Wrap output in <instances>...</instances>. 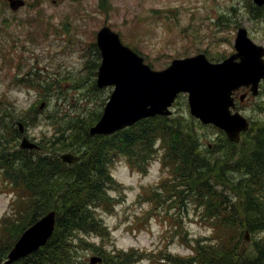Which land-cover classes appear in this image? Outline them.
<instances>
[{
	"label": "rangeland",
	"instance_id": "374dc122",
	"mask_svg": "<svg viewBox=\"0 0 264 264\" xmlns=\"http://www.w3.org/2000/svg\"><path fill=\"white\" fill-rule=\"evenodd\" d=\"M251 0H26L12 11L7 0H0V130L6 133L12 114L28 120L25 132L39 140L52 136L70 118L93 120L111 91V87L94 88V71L99 61L95 32L103 24L117 31L125 44L135 48L153 68L166 66L174 57L207 50L209 56L221 58L234 51L238 26L246 27L256 43L264 45V17L254 18L249 11ZM130 46V47H131ZM208 56V57H209ZM214 59V60H217ZM97 69V68H96ZM41 79L45 87L27 86L13 81L15 75ZM13 81V82H12ZM47 84L49 85L46 88ZM41 98L37 101V98ZM251 95V94H250ZM37 119L29 107L37 109ZM33 104V105H32ZM174 114L188 112L186 94L173 105ZM245 114L255 121L264 118V80L257 96L241 104ZM36 121V122H35ZM202 146L215 149L223 138L210 126H198ZM215 137V138H214ZM213 139L215 142L214 144ZM209 142H213L209 145ZM121 156L111 172L116 180L110 195L116 202L112 210L97 209L108 227V234L92 235L104 250L136 249L139 253L160 257L164 253L190 254L191 238L208 236L207 220L192 204L177 203L164 191L153 207L147 191L161 178L159 158L152 159L145 173L132 170ZM168 170L165 171V174ZM1 182V180H0ZM0 217L10 211V194L1 192ZM171 198L174 200L170 202ZM185 201V200H184ZM177 203V204H176ZM186 204V202H184ZM176 204L170 210L165 206ZM18 221L19 224L22 222ZM148 222V223H147ZM179 226L177 227V223ZM18 224V226H19ZM144 226L140 229L134 226ZM1 226V224H0ZM179 232V233H178ZM181 232V233H180ZM187 242H185V241ZM93 247L85 258L96 253ZM133 264H155L141 257Z\"/></svg>",
	"mask_w": 264,
	"mask_h": 264
},
{
	"label": "trees",
	"instance_id": "16d2710c",
	"mask_svg": "<svg viewBox=\"0 0 264 264\" xmlns=\"http://www.w3.org/2000/svg\"><path fill=\"white\" fill-rule=\"evenodd\" d=\"M249 11L256 18L264 17V6L250 3ZM90 123L81 117L70 118L58 128L57 136L41 141L45 153L18 148L14 123L7 125L6 133L0 131V167L25 197L20 202L23 221L17 229L48 208L57 210L52 236L31 255V264H81L83 251L79 254V250L95 246L86 235L105 230L95 210L110 205L114 159L125 155L133 166L145 170L155 141L164 147L163 162L171 172L170 182L163 180L161 187L175 192L180 200L185 197L186 205L194 204L212 227L208 239H193L190 255L167 254L166 263L264 264V121L257 122L240 144L226 139L215 142L216 157L210 154L215 149L200 144L189 116H153L108 136L90 135ZM62 150L78 153V159L63 162L58 155ZM150 194L160 201V193ZM245 228L254 239L241 247ZM6 233L0 232V261L14 239ZM134 255V251L123 250L104 254L103 264H130Z\"/></svg>",
	"mask_w": 264,
	"mask_h": 264
},
{
	"label": "water",
	"instance_id": "95a60500",
	"mask_svg": "<svg viewBox=\"0 0 264 264\" xmlns=\"http://www.w3.org/2000/svg\"><path fill=\"white\" fill-rule=\"evenodd\" d=\"M258 5L264 0H253ZM22 3L11 0L13 7ZM96 43L101 53L96 83L99 87L114 85L99 120L89 128L90 134H109L130 125L138 119L168 114L178 91H188L191 113L202 122H212L224 129L231 140H237L239 131L247 127V121L237 111L231 112L232 90L241 85H251L257 92L258 82L264 77V48L255 44L244 27H239L235 37L236 52L219 62H210L204 53L184 58H174L162 70L152 69L143 58L124 45L119 35L108 26L97 32ZM21 147H37L23 137ZM67 162L76 159L70 152L61 154ZM54 225V213L49 212L30 226L14 244L5 264L27 254L43 244ZM248 238V232H245ZM91 256L90 264L99 261Z\"/></svg>",
	"mask_w": 264,
	"mask_h": 264
},
{
	"label": "flooded vegetation",
	"instance_id": "af4514ba",
	"mask_svg": "<svg viewBox=\"0 0 264 264\" xmlns=\"http://www.w3.org/2000/svg\"><path fill=\"white\" fill-rule=\"evenodd\" d=\"M237 103V102H236Z\"/></svg>",
	"mask_w": 264,
	"mask_h": 264
}]
</instances>
